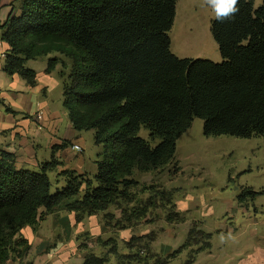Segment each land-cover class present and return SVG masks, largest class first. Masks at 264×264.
Returning <instances> with one entry per match:
<instances>
[{
	"label": "trees",
	"instance_id": "16d2710c",
	"mask_svg": "<svg viewBox=\"0 0 264 264\" xmlns=\"http://www.w3.org/2000/svg\"><path fill=\"white\" fill-rule=\"evenodd\" d=\"M177 3L21 0L20 14L13 10L0 24L2 45L9 46L4 51L7 75L17 74L34 86L36 73L27 61L56 52L71 61L63 106L73 128L94 131V144L101 148L94 176L66 170L60 174L65 185L54 193L49 173L59 165L56 159L34 171L18 169L13 154L0 152V264L28 249L21 231L38 224L41 209L47 213L71 201L65 208L77 221L104 214L107 226L120 230L145 217L156 205L150 198L129 207L131 189L139 185L135 174L171 164L179 138L195 119L203 121L205 137H264V0L258 7L255 0H237V11L228 18L214 17L211 35L219 63L173 54L169 32ZM58 62L50 59L47 73ZM142 129L149 140L139 136ZM261 195L264 191L243 188L238 200ZM113 206L122 209L120 219L109 211ZM178 216L169 212L167 218ZM211 237L191 231L188 241L166 257L150 253L147 236L133 237L118 264H169L186 247L196 246L193 254L209 249ZM105 263L91 253L84 260Z\"/></svg>",
	"mask_w": 264,
	"mask_h": 264
},
{
	"label": "rangeland",
	"instance_id": "374dc122",
	"mask_svg": "<svg viewBox=\"0 0 264 264\" xmlns=\"http://www.w3.org/2000/svg\"><path fill=\"white\" fill-rule=\"evenodd\" d=\"M260 5L261 0H255V6ZM214 17L205 0H178L169 32L173 54L179 58L221 62L219 47L211 35ZM93 136L94 131H89L87 158L89 173L96 174L97 166L92 159L97 146L93 144ZM139 136L149 140L145 129ZM135 177L139 185L131 189L134 199L130 205L134 207L152 198L156 206L152 208L154 215H149L151 225L111 229L103 240H98L91 230L82 234L89 253L105 258V264H118L121 256L130 251L128 242L133 237L144 236L142 231L149 232L145 234V242L151 246L163 242L167 230L173 228L180 240L185 235L182 239L185 243L191 231L211 233L217 244L227 246L226 238H239L241 242L231 251L234 255H246L256 247H264V195L254 201L238 200L243 188L264 191V137H205L203 121L195 119L179 138L171 164L153 173H136ZM119 209L113 206L109 211L119 214ZM169 212L178 213V218L169 221ZM98 218L104 220V214H98ZM184 251L189 252V248H184L181 254Z\"/></svg>",
	"mask_w": 264,
	"mask_h": 264
},
{
	"label": "crops",
	"instance_id": "0c3cea01",
	"mask_svg": "<svg viewBox=\"0 0 264 264\" xmlns=\"http://www.w3.org/2000/svg\"><path fill=\"white\" fill-rule=\"evenodd\" d=\"M20 8L21 0H0V24L10 17L13 10L20 14ZM2 50L8 51L9 46L3 43ZM54 58L59 62L47 73L49 60ZM4 61L5 58L0 56V100L5 105L0 104V152L13 154L18 169L36 171L42 164L56 159L59 165L49 173L54 191L65 185V178L60 174L66 170L94 176L95 174L89 173L87 158L89 131H76L63 106V81L70 70L71 61L57 52L27 61L25 66L36 73L34 86L17 74L7 75L3 71ZM5 107L18 114L8 112ZM39 113H42V119H38ZM73 145H79L82 152L73 151ZM100 151L101 148L97 146L92 159L94 164ZM70 202L66 201L47 213L41 209L43 217L38 224L34 227L27 226L21 231L22 237L28 241V249L20 258L10 260L7 264H84L89 247L87 243H83L82 234L91 230L101 240L113 228L100 220L98 214L77 221L75 213L65 208ZM113 214L120 219L122 209H119V214ZM150 214H153L152 209L145 217L128 227L151 225ZM140 233L145 236L149 232ZM177 237L173 228L171 231L167 230L163 242L149 245L150 253L164 257L170 255L185 244L182 240L185 235L181 240ZM225 240L229 242V246L225 243L217 244L212 235L209 249L190 256L192 248L188 247L189 252L178 254L169 264L176 261L177 264H185L192 257L194 260L191 264H264V247H256L246 255H234L231 251L235 244L241 242L240 239L231 236Z\"/></svg>",
	"mask_w": 264,
	"mask_h": 264
},
{
	"label": "clouds",
	"instance_id": "9594fccd",
	"mask_svg": "<svg viewBox=\"0 0 264 264\" xmlns=\"http://www.w3.org/2000/svg\"><path fill=\"white\" fill-rule=\"evenodd\" d=\"M205 2L214 11L218 20L228 18L237 11V0H205Z\"/></svg>",
	"mask_w": 264,
	"mask_h": 264
},
{
	"label": "built area",
	"instance_id": "2783aa9c",
	"mask_svg": "<svg viewBox=\"0 0 264 264\" xmlns=\"http://www.w3.org/2000/svg\"><path fill=\"white\" fill-rule=\"evenodd\" d=\"M0 56L2 58H5V53L2 50V41H1V39H0ZM38 119H42V113H39ZM72 150L77 152V153H81L82 152V149H81V147L79 145H73L72 146Z\"/></svg>",
	"mask_w": 264,
	"mask_h": 264
}]
</instances>
